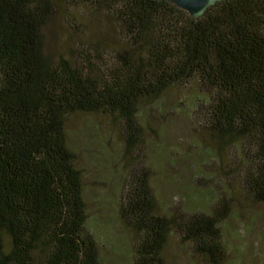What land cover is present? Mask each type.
I'll list each match as a JSON object with an SVG mask.
<instances>
[{"label":"trees","instance_id":"trees-1","mask_svg":"<svg viewBox=\"0 0 264 264\" xmlns=\"http://www.w3.org/2000/svg\"><path fill=\"white\" fill-rule=\"evenodd\" d=\"M65 1L115 35L78 31L67 52L53 53L45 29L56 0H0V264H102L67 121L106 114L129 149L141 104L175 87L190 88L203 131L236 146L227 171L264 203V0H224L199 19L169 0ZM126 169L118 211L135 234L133 264H164L171 231L223 261L228 205L161 211L149 170Z\"/></svg>","mask_w":264,"mask_h":264},{"label":"rangeland","instance_id":"rangeland-1","mask_svg":"<svg viewBox=\"0 0 264 264\" xmlns=\"http://www.w3.org/2000/svg\"><path fill=\"white\" fill-rule=\"evenodd\" d=\"M56 2L57 13L45 29L50 52H67L78 31L92 40L115 35L111 24L87 10L73 9L65 0ZM139 112L140 133L129 149L122 124L106 114L78 112L67 121L68 142L84 174L87 226L100 244L102 264H133L136 259L135 234L118 211L126 166L149 170L161 211L179 205L226 210L223 206L228 205L220 264H264V203L249 199L235 174L227 171L234 168L239 150L203 131L190 88H172L143 102ZM163 258L164 264H213L175 231L169 234Z\"/></svg>","mask_w":264,"mask_h":264},{"label":"water","instance_id":"water-1","mask_svg":"<svg viewBox=\"0 0 264 264\" xmlns=\"http://www.w3.org/2000/svg\"><path fill=\"white\" fill-rule=\"evenodd\" d=\"M199 19L212 6L224 0H169Z\"/></svg>","mask_w":264,"mask_h":264}]
</instances>
